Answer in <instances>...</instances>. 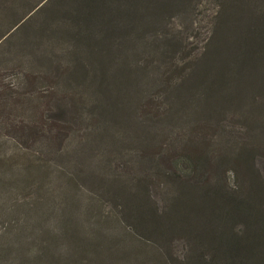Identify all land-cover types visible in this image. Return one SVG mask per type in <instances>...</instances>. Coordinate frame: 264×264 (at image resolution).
<instances>
[{
    "label": "rangeland",
    "instance_id": "obj_1",
    "mask_svg": "<svg viewBox=\"0 0 264 264\" xmlns=\"http://www.w3.org/2000/svg\"><path fill=\"white\" fill-rule=\"evenodd\" d=\"M91 1L0 0V138L48 161L25 217L264 264V0Z\"/></svg>",
    "mask_w": 264,
    "mask_h": 264
},
{
    "label": "trees",
    "instance_id": "obj_2",
    "mask_svg": "<svg viewBox=\"0 0 264 264\" xmlns=\"http://www.w3.org/2000/svg\"><path fill=\"white\" fill-rule=\"evenodd\" d=\"M110 3L117 1L110 0L108 8ZM91 7L99 8L96 0ZM18 128L38 138L39 128L26 123ZM47 165L32 143L0 138V264H169L174 260L173 233H161L159 244H151L145 238L136 242L119 219H27V194L37 192ZM197 249V243L189 245V250ZM235 263L225 256L213 264Z\"/></svg>",
    "mask_w": 264,
    "mask_h": 264
}]
</instances>
